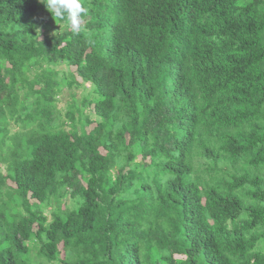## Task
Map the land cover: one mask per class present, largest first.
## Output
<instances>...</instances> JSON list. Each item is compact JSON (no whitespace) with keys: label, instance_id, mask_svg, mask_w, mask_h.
<instances>
[{"label":"trees","instance_id":"16d2710c","mask_svg":"<svg viewBox=\"0 0 264 264\" xmlns=\"http://www.w3.org/2000/svg\"><path fill=\"white\" fill-rule=\"evenodd\" d=\"M85 6L0 0V264H264V0Z\"/></svg>","mask_w":264,"mask_h":264},{"label":"clouds","instance_id":"9594fccd","mask_svg":"<svg viewBox=\"0 0 264 264\" xmlns=\"http://www.w3.org/2000/svg\"><path fill=\"white\" fill-rule=\"evenodd\" d=\"M54 18L66 21L74 34L82 31L89 9L85 0H41Z\"/></svg>","mask_w":264,"mask_h":264},{"label":"rangeland","instance_id":"374dc122","mask_svg":"<svg viewBox=\"0 0 264 264\" xmlns=\"http://www.w3.org/2000/svg\"><path fill=\"white\" fill-rule=\"evenodd\" d=\"M59 69H65V67H60ZM71 70H75V68H72ZM62 74H60V77ZM78 82L80 83L81 80L78 79ZM87 87L89 85H86ZM90 96V89H83L82 87H64L62 93L58 97V109L59 113H56L55 116L58 117L61 121H67L66 114L69 110V107L75 103L76 105H81L84 98H88ZM90 112V109L87 108V112ZM17 128H14L12 132H15ZM89 130V129H88ZM71 207V202H70Z\"/></svg>","mask_w":264,"mask_h":264}]
</instances>
